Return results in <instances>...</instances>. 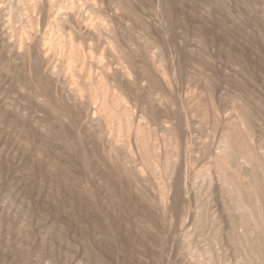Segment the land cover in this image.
I'll use <instances>...</instances> for the list:
<instances>
[{
  "label": "rangeland",
  "instance_id": "rangeland-1",
  "mask_svg": "<svg viewBox=\"0 0 264 264\" xmlns=\"http://www.w3.org/2000/svg\"><path fill=\"white\" fill-rule=\"evenodd\" d=\"M262 193L264 0H0V264H249Z\"/></svg>",
  "mask_w": 264,
  "mask_h": 264
},
{
  "label": "bare ground",
  "instance_id": "bare-ground-1",
  "mask_svg": "<svg viewBox=\"0 0 264 264\" xmlns=\"http://www.w3.org/2000/svg\"><path fill=\"white\" fill-rule=\"evenodd\" d=\"M168 1V0H167ZM169 3V2H168ZM168 5V4H167ZM167 8V7H166ZM237 151V150H236ZM233 153V152H232ZM231 153V154H232ZM235 154H237L235 152ZM233 155V154H232ZM261 197H264V193H262L260 195ZM202 220V219H201ZM244 222V216L242 215V217L240 216V220H239V226L238 227H244L245 223ZM235 228L236 225H233V230H232V234L233 237L235 235ZM264 233V229L261 230ZM246 234V232H244V235ZM238 236V233H237ZM250 253H253L256 255L255 259H251L249 258V264H264V239H257L255 242H252V245L250 247ZM248 260V259H247Z\"/></svg>",
  "mask_w": 264,
  "mask_h": 264
}]
</instances>
